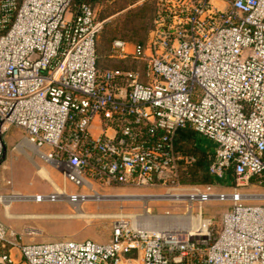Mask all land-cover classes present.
Listing matches in <instances>:
<instances>
[{
	"label": "built area",
	"instance_id": "1",
	"mask_svg": "<svg viewBox=\"0 0 264 264\" xmlns=\"http://www.w3.org/2000/svg\"><path fill=\"white\" fill-rule=\"evenodd\" d=\"M156 1L145 46L112 44V57L142 63L133 70L98 68L102 23L90 4L0 0V162L16 126L27 144L18 152L63 176L19 200L75 211L94 196L144 200L140 212L110 215L106 243H25L0 223V264H18L12 247L26 264H264V195L244 191L264 172V0ZM187 126L214 143L217 184L181 182L197 160L174 143ZM167 200L174 211L149 205ZM212 202L227 207L217 231Z\"/></svg>",
	"mask_w": 264,
	"mask_h": 264
},
{
	"label": "rangeland",
	"instance_id": "2",
	"mask_svg": "<svg viewBox=\"0 0 264 264\" xmlns=\"http://www.w3.org/2000/svg\"><path fill=\"white\" fill-rule=\"evenodd\" d=\"M125 1L131 0H100L94 5L97 18L102 23L100 35L115 28L119 35L129 34L127 31L118 27L122 22L119 21L118 18L125 11L118 12L117 10ZM133 1L135 4L131 7L141 4L144 0ZM124 40L126 41L127 39ZM127 42H129V40H127ZM129 43L130 51H132L134 48L133 44L131 42ZM112 55V45H110L108 58L112 60L113 63L118 64L117 61H122L129 65L131 63H136V60L132 57L122 59L112 57ZM136 66L140 68L142 63ZM24 134L25 132L22 129L13 126L4 136L7 151L5 158L0 162V196L50 192L53 190L50 180H54L58 185L63 186V176L53 170L50 162L33 155L32 152H29L32 156V160L25 154L18 152V150L20 151L19 146L22 144H18V142L24 137ZM198 139L206 146L214 145L212 141L199 134ZM15 146L16 149H14ZM44 150H46V148H44ZM37 163L46 168L50 179L44 178V176L39 173ZM221 186L224 187L226 185ZM96 188L103 194L113 192V194L123 195L128 192L123 190L114 191L113 188H102L100 186ZM68 191L78 190L74 188V185L69 183ZM130 191L146 192L149 191V189H131ZM244 191L264 195V183L250 182V184L245 187ZM143 201L144 200L141 199L127 200L122 198L92 200L83 204L81 207V209L87 213L88 217L65 218L54 215L76 213L72 206L66 201L37 203L34 201L15 200L10 205L8 212L12 215L17 213L24 217H7V209L4 204L0 202V220L3 224L15 229L16 232L21 235L22 238L19 240L20 242H52L66 239L81 240L91 238L96 242L106 243L112 240L111 232L114 218L110 217V215L119 214L121 212H140L142 210ZM258 203L264 204V196L260 198ZM149 205L155 212H162L165 210L174 211L176 209L175 205L170 200L163 201L162 203L150 202ZM226 209V203L212 202L205 205V214L216 216V226L218 228L222 213ZM13 259L17 261L18 264H26L18 248H14Z\"/></svg>",
	"mask_w": 264,
	"mask_h": 264
},
{
	"label": "trees",
	"instance_id": "3",
	"mask_svg": "<svg viewBox=\"0 0 264 264\" xmlns=\"http://www.w3.org/2000/svg\"><path fill=\"white\" fill-rule=\"evenodd\" d=\"M98 1L100 0H75L74 3L76 5L87 3L94 8V5ZM134 4L135 2L133 0L125 1L117 10L118 12L125 11L118 18L119 21H122L121 25L118 27L127 31L129 34L119 35L116 28L103 33V35L99 33L96 41L97 66L99 69H137L136 65L139 64L138 61L130 65L122 61H117L118 64H115L108 58L110 45H112L116 39H127L132 44L141 47L145 46L149 40L151 31L154 27L157 1L144 0L141 4L131 7ZM174 143L177 149L188 154H193L197 159L193 166H183L181 168V182L183 184H217L219 182V180L209 172V165L214 158V145H204L198 139V134L188 126L177 131ZM251 182L264 183V172L259 175H254L251 178ZM213 218L214 229L217 231L220 228V224H218L217 228L216 216H213Z\"/></svg>",
	"mask_w": 264,
	"mask_h": 264
},
{
	"label": "bare ground",
	"instance_id": "4",
	"mask_svg": "<svg viewBox=\"0 0 264 264\" xmlns=\"http://www.w3.org/2000/svg\"><path fill=\"white\" fill-rule=\"evenodd\" d=\"M20 144L21 145L19 146V149H20V151H23L22 150V145L23 146H27V144L24 141L20 142ZM31 149L34 152V149L33 148H31ZM45 159L48 160L47 158H45ZM37 167H38L39 173L42 176H44V178L50 179L49 174H48V172H47V170H46V168L44 166L38 164ZM19 198H20L19 194H14V195H11V196H0V202H2L4 204V206L6 207V209H7L6 212L8 213V215L10 214V212H8V209H9L10 205L15 200H19ZM93 198L96 199V200H100V199H103L104 197H102V196H94ZM54 216L65 217V218H83V217H88L87 213H85L83 210H77L75 214H59V215H54ZM22 217H24V216H22Z\"/></svg>",
	"mask_w": 264,
	"mask_h": 264
},
{
	"label": "crops",
	"instance_id": "5",
	"mask_svg": "<svg viewBox=\"0 0 264 264\" xmlns=\"http://www.w3.org/2000/svg\"><path fill=\"white\" fill-rule=\"evenodd\" d=\"M93 130L94 131H96V129H95V127L93 128ZM37 203H39V202H37ZM18 212V211H17ZM10 215V216H9ZM6 214V216L7 217H13V218H22V215H18L17 213H15V215H12L11 213L10 214ZM0 223L5 227V228H8L9 226H6L5 224H3V222L0 220ZM1 244V243H0ZM14 248H16V247H12V248H10V253H11V256H12V258H13V256H14ZM3 251H7V250H5L3 247H2V245H0V252H3ZM14 260V259H13ZM15 261V260H14ZM16 263H17V261H15Z\"/></svg>",
	"mask_w": 264,
	"mask_h": 264
},
{
	"label": "water",
	"instance_id": "6",
	"mask_svg": "<svg viewBox=\"0 0 264 264\" xmlns=\"http://www.w3.org/2000/svg\"><path fill=\"white\" fill-rule=\"evenodd\" d=\"M6 151H7V147H6V145H4V156H3V159L5 158Z\"/></svg>",
	"mask_w": 264,
	"mask_h": 264
}]
</instances>
